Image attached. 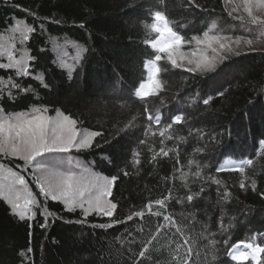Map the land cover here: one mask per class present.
<instances>
[{"label": "trees", "instance_id": "1", "mask_svg": "<svg viewBox=\"0 0 264 264\" xmlns=\"http://www.w3.org/2000/svg\"><path fill=\"white\" fill-rule=\"evenodd\" d=\"M232 8L225 0H0V43L14 45L17 59L35 57L29 61L32 74L42 75L47 85L0 69V77L31 86L29 93L13 90V100L0 97V108L11 113L47 107L48 115L59 110L78 128L101 133L91 148L50 159L72 162L61 170L117 177L108 197L117 204L113 217L85 218L79 209L70 212L45 199L21 160L0 156L6 168L25 175L40 201L35 218L21 220L0 197V264H176L174 258L182 260L188 245L189 264H255L233 261L228 251L241 240L264 246V49L231 46L211 71L189 72L161 60L156 66L162 89L143 99L135 95L147 78L145 64L155 55L145 43L157 35L145 27L154 22L155 11L164 12L185 40L211 29L212 35L264 42V24L238 20L236 12L229 15ZM18 20L36 29L28 41L10 30ZM183 48L217 55L195 43ZM0 63H7L6 55ZM157 109L159 125L147 119ZM176 115L184 118L179 124L173 123ZM169 123L172 128L161 137ZM162 147L169 155L153 160ZM247 159L252 164L243 173L231 170ZM201 188L188 202L187 195ZM169 192L166 206L153 204L152 213L162 215L147 211L150 201ZM139 211L143 217L134 215ZM42 213H51L46 227ZM145 246L146 256L140 257ZM238 250L250 251L243 245Z\"/></svg>", "mask_w": 264, "mask_h": 264}, {"label": "snow or ice", "instance_id": "2", "mask_svg": "<svg viewBox=\"0 0 264 264\" xmlns=\"http://www.w3.org/2000/svg\"><path fill=\"white\" fill-rule=\"evenodd\" d=\"M225 4L234 5L229 12L230 16L232 12H238L243 8L252 24H264V20H261L258 15L253 14L255 7L264 8V0H239L238 3L236 0H225ZM235 18L238 20L244 19L240 15ZM152 19L154 22L151 25H145V27L150 28L157 35L155 39L147 40L145 43L154 51L155 55L153 60L146 62L147 78L139 84L135 91V95L140 99L157 95L163 87L161 81L158 79L161 69L156 66V62L167 60L172 66L179 68L183 65L178 61L186 60L188 65H195L194 67L187 68L189 72L198 70L211 71L215 69L218 60L226 58L220 55V53L222 51H231L230 38L212 35L210 34L211 29L204 31L202 37L193 36L191 39L185 40L183 36L169 26L168 18L164 12L155 11ZM212 28H215L214 24ZM10 30L13 33H18L21 37V42H25L29 40V34L35 32L36 29L25 21L18 20L11 26ZM224 41H228V43ZM193 43L198 47L205 46L217 55L209 57L207 55H197L195 51L190 53L181 51L185 44ZM235 43L239 44L240 38H237ZM247 43L251 44L252 41L249 40ZM213 45H218V47H213ZM14 47V45L9 46L0 43V57L7 56V63H0V69H15L16 77L33 78L41 83L42 86L47 87L43 83L44 77L42 75L33 76L32 74L29 61L35 60V57L22 54L17 59L13 50ZM190 56L194 57V59L189 58ZM61 63L62 66L67 67L66 64ZM13 90H17L19 93H29L31 86H23L22 83H18L12 76H9L7 79L0 77V97L6 96L7 99L13 100ZM203 102L207 104L209 100L206 99ZM145 111L147 112V109ZM147 119L159 125L161 122L159 109L156 110L155 116L148 113ZM183 119L182 115H176L173 118V123L179 124ZM149 127H151V124H149ZM171 128L172 123L165 125L164 129L160 131V136L164 137L166 131ZM99 135H101L99 132H90L78 128L75 119L59 110H56L55 116H51L48 115L47 107H32L29 111L11 113H5L0 108V156L21 160L23 162L21 166L22 170L25 172L29 169L32 170L31 174L36 182V186L45 199L50 198L52 201L62 203L65 210L70 212L79 209L85 218L93 213L102 217H113L117 204L108 199V197L112 196V185L117 177L112 176L109 179L108 177L87 174L85 172L78 174L70 168L61 170L65 168L66 164L71 165L72 162L61 160L53 163L50 158L57 154L69 153L73 149H89L92 147L95 137ZM168 138L171 139V136ZM141 143H144V141H141ZM134 155L138 157L139 153H135ZM157 155L167 157L169 152L162 147L158 153L153 155L152 159L155 160ZM133 162L139 163V160L135 159ZM251 164L252 160L247 159L240 161L236 165H230V168L233 171L243 173L245 165ZM223 170V168L218 169V171ZM124 175H127V173L125 172ZM195 175L199 177L201 173L197 171ZM214 183L219 185L220 181L214 180ZM240 187H245L243 181H241ZM252 187L255 188L254 183ZM201 192H203V188L200 189V192L187 195V201L192 202ZM0 197H3L10 205L11 213L18 216L21 220L35 218L36 211L33 209L40 206V201L29 188L25 175H22L20 171H16L12 167L6 168L3 163H0ZM169 199H171V192L164 199H157L154 202L150 201L146 205L147 211L152 213L153 204L160 207L166 206V200ZM42 214L45 218V224L41 225V227H46L47 217L51 213ZM144 214V211L134 213L137 217H143ZM152 214L156 216L162 215L159 211ZM128 219H132V216H129ZM163 219L170 223L174 222L171 215H164ZM78 222L83 223V221ZM111 226L97 225V227L101 228ZM224 243L227 244V240ZM184 245H188L187 239L184 240ZM241 245L250 251L238 250ZM180 247L182 246L177 245V249ZM28 251L31 252V249ZM147 251V246H145L144 250L139 252V256L145 257ZM196 254L199 255V253ZM261 254H264V246L259 243L245 242L244 240L233 244L228 251V255L233 261L243 262L251 259L255 264H262ZM192 256L193 249L188 245L183 259L181 260L179 256H176L174 259L176 264H189Z\"/></svg>", "mask_w": 264, "mask_h": 264}, {"label": "rangeland", "instance_id": "3", "mask_svg": "<svg viewBox=\"0 0 264 264\" xmlns=\"http://www.w3.org/2000/svg\"><path fill=\"white\" fill-rule=\"evenodd\" d=\"M236 2L238 3L239 0H236ZM230 6L233 7L234 5L233 4H230ZM236 13L238 15H240V16H243L244 19L248 18L247 13L243 11V8H241L240 11H238ZM253 14L254 15H258L261 18V20H264V8L255 7L253 9ZM238 15H236V16H238ZM247 21H249V20H247ZM220 36H222V35H220ZM224 37H229L230 38L232 50H235V51L264 49V42L263 41H260V40H256L255 41V40L250 39V38H240V43L237 44V43H235L236 39L235 38H232L231 35L230 36H224ZM7 39L8 38L6 37V41H7ZM249 40L252 41L251 44H248L247 43V41H249ZM224 42L225 43H228V41H224ZM202 47H204V50L205 51H208L209 54L210 53H213L211 51V49L206 48L205 46H202ZM213 47H218V45H213ZM181 51L184 52V53H190V52L195 51V50H189V49H186V48H183L182 47ZM195 52L198 54V51L197 50ZM200 55H204V54L200 53ZM210 55L212 56L214 54H210ZM189 58H193L194 59V57H191V56ZM178 62L181 63L183 66H187V67H190L191 66V65H188L187 64V61L186 60L185 61H178Z\"/></svg>", "mask_w": 264, "mask_h": 264}]
</instances>
